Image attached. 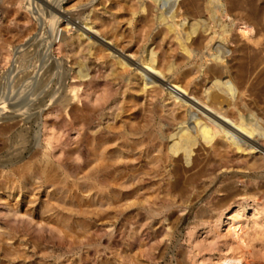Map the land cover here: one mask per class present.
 <instances>
[{"label":"bare ground","instance_id":"1","mask_svg":"<svg viewBox=\"0 0 264 264\" xmlns=\"http://www.w3.org/2000/svg\"><path fill=\"white\" fill-rule=\"evenodd\" d=\"M63 1L1 0L7 22L6 30L0 31V50L12 42L6 35L13 28L23 29L28 37L30 25L36 26L35 31L42 25L34 4L64 17L61 28L48 27V33H38V29V35L34 32L35 37L10 48L13 65L5 79L4 73L0 75V114L10 120L1 131L9 132L22 123L35 128L39 120L58 125L64 135L68 129L75 130L76 138L63 141L52 132L56 145L37 146L34 153L46 157L45 163L54 147L66 156L79 154L85 178L108 185L111 197L139 205L138 215L159 223L179 202L202 199L218 180L206 202L219 199V209L240 200L264 202V76L257 72L264 67V43L242 39L252 28L244 21L240 0H97L96 4L95 0L86 7L89 13L74 36L68 34L72 29L68 22L73 23L74 18L61 9ZM24 4L27 12H22ZM110 4L124 9L135 47L108 40L106 35L116 37L114 27L105 35L98 28ZM99 6L104 10L97 9ZM110 11L115 25L117 13ZM227 16H231L230 23L225 21ZM248 16L256 23L261 21L252 13ZM54 45L66 63L76 51L94 56L96 48L105 46L114 68L109 70L102 92L92 91L99 76H90L85 61H75L73 73L80 89L63 88L59 95L51 94L59 86L52 78L60 80L68 73L53 57ZM31 47L35 48L29 51ZM36 51L44 57L41 65L23 61L27 52ZM18 85L23 88L21 94L28 90L30 95L26 103V99L20 101L17 111L11 110V104L16 103ZM166 101L164 109L159 103ZM108 114L114 122H104ZM28 131H16V135L29 142ZM31 136L37 145L38 133L33 131ZM31 165L36 168L32 163L13 168L12 176L4 177L0 185L29 180ZM44 172L48 180L49 172ZM252 212L258 214L259 210L254 206ZM237 213L229 215L237 237L235 252L216 264H245L246 257L252 256L237 233L242 222ZM148 227L145 222L139 228L146 231Z\"/></svg>","mask_w":264,"mask_h":264},{"label":"rangeland","instance_id":"2","mask_svg":"<svg viewBox=\"0 0 264 264\" xmlns=\"http://www.w3.org/2000/svg\"><path fill=\"white\" fill-rule=\"evenodd\" d=\"M92 1L95 0H64L61 3V9L67 16L74 18L75 24L68 22L70 26L72 25L68 33L71 36L78 34L77 25H82L84 16L89 13L86 9ZM240 3L244 6L243 11L246 14L244 21L252 28V32L244 33L246 35L242 39H260L264 43V0H240ZM32 7L44 25H37L38 33L40 31L48 33L51 27L61 28L64 25L61 22L64 19L62 14L55 13L50 8L42 9L37 4ZM97 9L104 10H101L100 6ZM110 10L117 13L115 25ZM22 12H27L25 4ZM249 13L261 18V21L256 23L248 18ZM103 16L104 18L98 22L101 33L105 35L107 29L112 30L114 27L112 32L116 34L115 38L106 35L108 40L117 39L121 46L135 47L136 41L129 37L130 26L127 25L124 9H116L110 4ZM6 17L0 7L2 32L6 30ZM225 21L230 23L231 16H227ZM8 25L9 29H12L11 24ZM29 27L32 28V32L28 37L26 31L18 28H13L12 32L7 33L6 37L12 42L0 50V75L4 73L2 80L6 78L5 74L13 65L14 57L10 48L24 40L27 42L29 37L33 35L35 37V34L38 35L34 30L35 25ZM230 36L231 34L227 32V37ZM81 40H84V36ZM110 45H115L114 40ZM155 46L156 44L151 47ZM33 48L35 47H31L29 51ZM54 48L53 57L66 66L68 73L60 80L58 76L52 78L59 86H52L51 94L57 96L63 88L80 89V82L73 73V69H76V65L73 64L75 61H85L90 76H99L97 77L99 84L93 87L92 91L102 92L105 80L109 78V70L114 68L105 46L96 48L94 56H88L83 50L76 51L71 54L70 63L62 60L57 52V45H54ZM28 52L23 56L24 62L31 66L36 63L42 64L44 57H41L39 51ZM102 56L105 58L100 59ZM98 69L100 70L97 71ZM260 71L263 73L264 67L258 68L257 71L263 77L264 74ZM257 72L255 76H259ZM21 89L23 90L21 87L18 89L14 97L17 104L12 100L11 104L10 101L12 109L8 105L9 111L10 109L18 111L17 107L22 105L20 101L26 99L23 102L26 103L30 94L28 95V90L26 93L22 91L21 94ZM19 94L24 95V98ZM80 99L85 97L81 96ZM0 102L2 103L1 100ZM168 103L160 102L159 105L165 109ZM8 108L4 109L8 111ZM4 116L5 114H0V128L2 125H8L10 120ZM191 121L192 125L194 120ZM104 122H114L112 115H106ZM26 128L29 129V142H26V138L22 140L16 135L18 131ZM33 131L38 133L37 145L32 140ZM52 132H56L62 141L67 137L70 139L77 137L73 129L66 130L64 135L58 125L55 127L45 125L42 120L38 121L35 128L29 123H22L9 132L0 129V181L6 176L11 177L13 168L30 163L36 166L32 168L31 165L29 180L0 185V264H216L222 257L235 252L237 237L233 236L232 222L229 218L230 213L234 211H238V218L242 221L241 231L237 233L244 240L243 246L245 244L248 246L245 251L249 249L252 252V256L246 257L245 264H264V202L240 200L219 209V199L206 202L213 189L218 186V180L204 192L202 199L192 203L182 201L179 202L180 206L176 204L163 222L146 219L145 216L137 214L139 205L131 204L119 197H111L108 185H99L94 179L85 178V172L80 167L79 154L66 156L59 152L58 147H54L47 158L48 163H45L46 157L36 154V151L34 153L37 146L44 148L56 145V140L51 136ZM4 162L6 165H3ZM43 170H46L44 173L49 172L48 180L43 177L46 175L43 174ZM254 206L259 210L258 214H253ZM201 210L205 213H201ZM145 222L149 227L142 231L139 227Z\"/></svg>","mask_w":264,"mask_h":264}]
</instances>
